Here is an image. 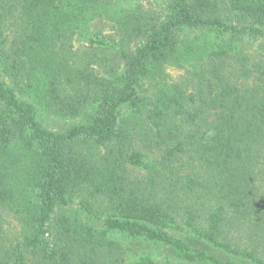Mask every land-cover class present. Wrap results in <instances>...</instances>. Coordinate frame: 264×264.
<instances>
[{"label":"trees","instance_id":"trees-1","mask_svg":"<svg viewBox=\"0 0 264 264\" xmlns=\"http://www.w3.org/2000/svg\"><path fill=\"white\" fill-rule=\"evenodd\" d=\"M103 1L0 0V74L62 115L92 109L46 129L0 78V264H264V0H164L117 49L88 38L81 57L71 35ZM195 31L214 35L208 50L184 38ZM196 47L197 69L142 93Z\"/></svg>","mask_w":264,"mask_h":264},{"label":"rangeland","instance_id":"rangeland-1","mask_svg":"<svg viewBox=\"0 0 264 264\" xmlns=\"http://www.w3.org/2000/svg\"><path fill=\"white\" fill-rule=\"evenodd\" d=\"M165 6L164 0H104L96 3L94 10H88L89 8L84 10L86 18L80 23L79 29L71 35L73 45H75L74 50H77L78 55L81 56L83 48L87 47L88 38L96 41L100 40L104 44H113L114 49H117L120 46L119 34L122 33V29L135 25L137 21L146 23L151 19L162 18L166 13ZM184 38L187 40L195 39L198 46L205 41L207 50L209 45L215 40L212 33L202 31L185 33ZM242 43L244 42L238 41L232 45L241 48ZM78 45H80V49H76ZM261 47V49H264V44ZM241 49H244V47ZM255 49L256 47L252 46V43H248V49L245 50L255 56L261 51V49ZM205 53L204 48L196 47L188 52L189 58L186 61L179 62L173 56L154 73L145 76L142 93L151 95L158 89H168L173 83L180 82L183 77H187L190 70L198 68L203 61ZM0 78L16 92V95L21 100L26 101L33 107L38 122L46 129L64 131L75 124L86 122L88 114L92 111L90 105L83 109L78 116L62 115L40 99L39 86L35 89L27 88V91H21L20 87H24L23 84L20 86L13 84L10 77L4 73L0 74ZM129 114L130 111L124 107L121 111V116L126 118ZM88 149H91L92 152L96 147H88ZM9 155L14 160V167L12 168V174L8 177V182L14 187V190L21 191L27 188L28 152L16 146L11 149ZM155 159L156 154L153 153H150L147 157L148 162H154ZM141 171L143 172L144 169H141ZM75 199L79 200V198ZM6 222L8 225H17L16 219L12 217V214L5 217Z\"/></svg>","mask_w":264,"mask_h":264}]
</instances>
